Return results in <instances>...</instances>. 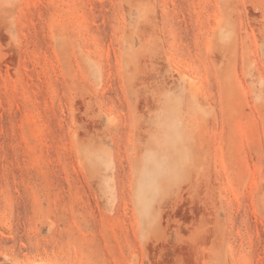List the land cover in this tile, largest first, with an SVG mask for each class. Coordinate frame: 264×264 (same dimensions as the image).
<instances>
[{
  "label": "rangeland",
  "instance_id": "rangeland-1",
  "mask_svg": "<svg viewBox=\"0 0 264 264\" xmlns=\"http://www.w3.org/2000/svg\"><path fill=\"white\" fill-rule=\"evenodd\" d=\"M0 264H264V0H0Z\"/></svg>",
  "mask_w": 264,
  "mask_h": 264
}]
</instances>
